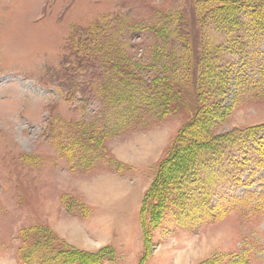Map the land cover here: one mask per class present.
I'll list each match as a JSON object with an SVG mask.
<instances>
[{"label": "rangeland", "instance_id": "1", "mask_svg": "<svg viewBox=\"0 0 264 264\" xmlns=\"http://www.w3.org/2000/svg\"><path fill=\"white\" fill-rule=\"evenodd\" d=\"M211 1L0 0V264L44 245L86 264H264V31L246 55L248 26ZM87 31L100 48L77 57ZM194 78L206 131L176 146L195 111L168 87Z\"/></svg>", "mask_w": 264, "mask_h": 264}, {"label": "trees", "instance_id": "2", "mask_svg": "<svg viewBox=\"0 0 264 264\" xmlns=\"http://www.w3.org/2000/svg\"><path fill=\"white\" fill-rule=\"evenodd\" d=\"M210 2L212 1L210 0ZM212 10H213L212 11L213 14L216 13L218 20H221V16H224L226 20L227 19L231 20L234 23V27H237V28L242 27L243 29V26L246 28L248 26V30L245 29V32L237 31L238 33L237 37H239L242 41L240 44L241 48L239 49H241L242 51L244 50L243 52L245 54L248 52L251 43L259 40L261 33H263L264 31V1L257 2L254 4L251 0H224L223 2H221V0H216V9L213 8ZM247 16L249 17L250 20H248L245 24H243L244 23L243 18ZM189 26H190L189 33L186 36L188 40L190 41L193 63L194 65L198 66L200 64L199 57H200V45H201L200 41H201V36H202V30L197 25H194V24H191ZM87 32L88 33H86V36H84L85 40H82L80 38L81 41L79 40L77 44L78 46H76V49H77L76 53L78 54L76 55L77 57L83 56L81 55V53L83 52V49L85 48L83 44L86 46V48L89 47V49L90 47H94L98 49L100 48L99 45L102 42V40L99 39V37L94 33V31H87ZM252 35L256 37L252 38ZM91 37H94V38L90 39ZM88 39H90L92 42L88 43ZM196 69L197 67L194 68V71H193L194 75L195 73H197ZM125 77L128 80H131L133 82L135 79H137V77H135L133 73L131 74L125 73ZM241 84H244V83H241ZM168 90L171 93V95L173 94L174 97H176V99L180 101L183 100L186 106L193 107L195 111L193 119L190 122H188L186 125H184L181 132L178 134V138L176 140V146H178L180 143L179 139H182V137L185 135V132H189L195 135H201L206 131L204 123L201 120L200 111H198V108L196 105L197 103L196 101L198 100V92H199L198 78L193 79L192 88L190 92L182 88H174V87H168ZM135 94L136 92L132 90L127 96V101L134 99ZM253 132L254 130L247 131L246 133L242 132V133L232 135L230 137V140H228L227 142L221 141L220 139H216V141L215 140L208 141L204 149L210 148L212 150V152H208L209 153L208 157L210 158V160H212L213 158H216L218 160V158L221 159V157H225L226 156L225 149L227 147L230 149H233L232 147H234L236 148V150L239 148H249L250 149L249 141L246 140L245 137L249 136ZM243 134H246V135H243ZM255 137L253 139H255ZM253 143L256 144L257 146V150L255 152H258L259 154H261V156L263 152V157H261L260 160H257L258 161L257 167L264 170V143L263 142L257 143V140H254ZM195 144L196 143H194L193 145L194 147H196ZM188 146L193 147L192 143L189 144ZM245 161L248 162V159H245ZM165 164L166 162L164 163V165ZM150 194H151V191L148 192L145 197L143 211L145 210V204ZM144 221H145L144 216H142V225ZM142 228H143L144 235L146 236V229L144 226ZM42 246H43L42 242L37 243V247H42ZM44 246L46 247L48 252L45 251V248L43 247L44 252L39 253L38 251L37 253L38 256L34 260L36 262L33 261L32 264L34 263L36 264H86L84 260L78 259V257L75 255L76 253H79L77 251H74L72 249L62 248V249H57V251L55 252H51L48 245H44Z\"/></svg>", "mask_w": 264, "mask_h": 264}, {"label": "crops", "instance_id": "3", "mask_svg": "<svg viewBox=\"0 0 264 264\" xmlns=\"http://www.w3.org/2000/svg\"><path fill=\"white\" fill-rule=\"evenodd\" d=\"M75 239V238H74Z\"/></svg>", "mask_w": 264, "mask_h": 264}]
</instances>
